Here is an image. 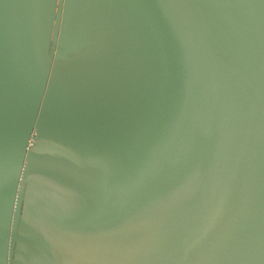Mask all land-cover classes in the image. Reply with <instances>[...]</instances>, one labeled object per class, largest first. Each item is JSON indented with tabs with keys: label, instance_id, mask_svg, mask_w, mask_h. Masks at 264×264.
I'll use <instances>...</instances> for the list:
<instances>
[{
	"label": "water",
	"instance_id": "95a60500",
	"mask_svg": "<svg viewBox=\"0 0 264 264\" xmlns=\"http://www.w3.org/2000/svg\"><path fill=\"white\" fill-rule=\"evenodd\" d=\"M0 264H264V0H0Z\"/></svg>",
	"mask_w": 264,
	"mask_h": 264
}]
</instances>
